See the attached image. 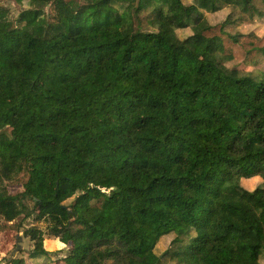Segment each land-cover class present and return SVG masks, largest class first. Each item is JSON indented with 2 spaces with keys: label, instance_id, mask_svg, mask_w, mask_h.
Wrapping results in <instances>:
<instances>
[{
  "label": "trees",
  "instance_id": "trees-1",
  "mask_svg": "<svg viewBox=\"0 0 264 264\" xmlns=\"http://www.w3.org/2000/svg\"><path fill=\"white\" fill-rule=\"evenodd\" d=\"M34 1L0 0V231L48 257L46 223L68 249L38 264H262L264 70L226 65L206 12L264 0Z\"/></svg>",
  "mask_w": 264,
  "mask_h": 264
},
{
  "label": "rangeland",
  "instance_id": "rangeland-1",
  "mask_svg": "<svg viewBox=\"0 0 264 264\" xmlns=\"http://www.w3.org/2000/svg\"><path fill=\"white\" fill-rule=\"evenodd\" d=\"M18 1L21 0H1L4 5L9 6L12 9L16 16L19 13V9H21V5ZM41 1L43 2V5L36 1H34L33 4L37 6L41 5L48 13H50L51 6L47 4L50 0ZM68 1H70L75 8L85 9L84 4L81 3L80 0ZM183 2L188 5L192 4L194 0H183ZM229 13L230 8L228 7H224L213 13L206 12V18L214 27L210 34H217L224 37L227 52L233 56V59L227 62L226 65L230 67L234 66V71L243 73L264 70L263 54L258 49L254 48V46L264 47V18L255 17L239 24H227L224 28H221ZM221 29H223L224 32H222ZM178 34L181 38H185L192 34V29H181L178 31ZM229 35H239V42H233ZM4 169V164L0 159V174ZM232 183H239L248 190H254L261 184V180L258 178H241L233 180ZM11 184L9 191L12 194H16L22 190L20 183L16 182ZM12 223H10V225ZM257 225L261 230L262 241L264 243V217L257 219ZM26 227L27 226H24L20 230L10 227L0 231V264H4L7 260H16L19 258L26 259L29 264L45 262L52 263L53 261L56 262L62 259V257L66 255L68 247L65 244L63 246L61 242H58L57 239L49 233L46 223H40L39 227L45 233L44 247L48 251H51L52 255L48 257L31 255V251L34 248V242L25 234ZM18 235L21 236L20 239H18ZM171 239V237H164L159 242V245H157L156 252L158 254H163L169 246ZM18 244H20V246H18ZM109 263L110 261L107 262V264ZM261 263L264 264V252L261 255ZM160 264H175V262L169 258H164Z\"/></svg>",
  "mask_w": 264,
  "mask_h": 264
},
{
  "label": "water",
  "instance_id": "water-1",
  "mask_svg": "<svg viewBox=\"0 0 264 264\" xmlns=\"http://www.w3.org/2000/svg\"><path fill=\"white\" fill-rule=\"evenodd\" d=\"M104 191V190H103ZM21 238V236L20 235H18V239H20ZM18 246H20V244H18Z\"/></svg>",
  "mask_w": 264,
  "mask_h": 264
},
{
  "label": "crops",
  "instance_id": "crops-1",
  "mask_svg": "<svg viewBox=\"0 0 264 264\" xmlns=\"http://www.w3.org/2000/svg\"><path fill=\"white\" fill-rule=\"evenodd\" d=\"M58 242H60L58 239H57ZM62 243V242H61ZM62 245L64 246V243H62ZM31 264V263H30Z\"/></svg>",
  "mask_w": 264,
  "mask_h": 264
}]
</instances>
